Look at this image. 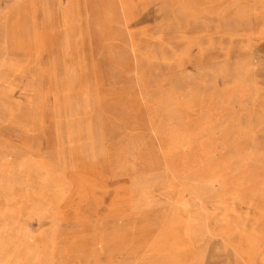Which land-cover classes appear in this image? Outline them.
I'll use <instances>...</instances> for the list:
<instances>
[{
	"label": "rangeland",
	"instance_id": "rangeland-1",
	"mask_svg": "<svg viewBox=\"0 0 264 264\" xmlns=\"http://www.w3.org/2000/svg\"><path fill=\"white\" fill-rule=\"evenodd\" d=\"M0 264H264V0H0Z\"/></svg>",
	"mask_w": 264,
	"mask_h": 264
},
{
	"label": "bare ground",
	"instance_id": "bare-ground-1",
	"mask_svg": "<svg viewBox=\"0 0 264 264\" xmlns=\"http://www.w3.org/2000/svg\"><path fill=\"white\" fill-rule=\"evenodd\" d=\"M18 2V1H17ZM222 6V5H221ZM215 14V13H214ZM221 16V15H220ZM205 34V33H204ZM212 35H214V34H212ZM222 35V34H221ZM201 36V35H200ZM187 107H189V106H187ZM188 109V108H187Z\"/></svg>",
	"mask_w": 264,
	"mask_h": 264
}]
</instances>
